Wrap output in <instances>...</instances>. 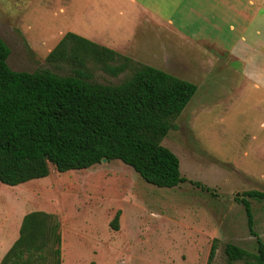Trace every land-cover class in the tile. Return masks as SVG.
<instances>
[{"label":"rangeland","instance_id":"obj_1","mask_svg":"<svg viewBox=\"0 0 264 264\" xmlns=\"http://www.w3.org/2000/svg\"><path fill=\"white\" fill-rule=\"evenodd\" d=\"M129 10L124 0H0V39L9 50L6 63L13 71L70 75L67 65L45 62L67 32L147 52L156 60L163 45L172 57L164 66L169 75L196 87L160 141L175 155L179 174L187 181L157 188L119 161H104L65 173L49 167L45 178L15 187L0 184V252L17 238L23 215L40 211L59 223L60 264H207L212 244L210 264H228L226 244L255 254V238L235 199L248 201L252 230L264 244V202L240 196L264 192V98L240 94L245 83L235 61L224 64L220 56L196 49L192 64H184L187 58L171 49L180 43L166 41L169 32H158L164 41L148 28L135 33L137 21L133 25ZM195 54L200 56L194 59ZM123 57L148 66L133 52ZM86 68L90 81L102 85L121 83L133 69L111 76L93 63ZM116 212L114 230L110 222Z\"/></svg>","mask_w":264,"mask_h":264},{"label":"trees","instance_id":"obj_2","mask_svg":"<svg viewBox=\"0 0 264 264\" xmlns=\"http://www.w3.org/2000/svg\"><path fill=\"white\" fill-rule=\"evenodd\" d=\"M9 50L0 39V184L9 187L57 173L83 171L105 159L128 166L143 182L173 188L186 182L178 160L160 145L196 87L158 69L134 65L120 54L65 33L48 52L45 62L64 64L71 74L49 70H11ZM111 76L132 66L129 78L117 85L90 81L86 64ZM193 186L208 191L197 182ZM241 197L264 202V192ZM240 202L246 226L255 238V254L226 244L227 263L264 264V244L253 232L247 200ZM118 212L110 226L116 229ZM59 223L49 214L29 212L21 218L18 235L0 264H60ZM214 254L209 250L207 264Z\"/></svg>","mask_w":264,"mask_h":264},{"label":"crops","instance_id":"obj_3","mask_svg":"<svg viewBox=\"0 0 264 264\" xmlns=\"http://www.w3.org/2000/svg\"><path fill=\"white\" fill-rule=\"evenodd\" d=\"M124 2L130 9L127 12L132 16L133 25L137 21L133 27L135 33L140 32L142 28L143 30L148 28L155 33V37L158 36L160 41H164L161 40L159 31L169 32L171 36H166L170 38L166 41L180 43L178 47L171 49L177 50L175 56L187 58L188 63L183 61L184 64H192V50L198 52L196 49H199V53L202 49L208 50L212 57L220 56L221 59H225L224 64L235 61L240 67V75L245 83L240 94L243 96L254 94L264 98V0H124ZM88 41L121 56H127L129 51L138 54L145 65L169 74L164 66L172 57L163 45L159 47L161 56L156 60L153 54L150 55L152 59H149L147 52L135 53L134 48L124 50L112 42L102 44L91 37ZM165 46L169 48L168 43ZM198 56L193 55L194 59ZM207 63L213 65L210 58ZM7 249L1 250L0 259Z\"/></svg>","mask_w":264,"mask_h":264},{"label":"water","instance_id":"obj_4","mask_svg":"<svg viewBox=\"0 0 264 264\" xmlns=\"http://www.w3.org/2000/svg\"><path fill=\"white\" fill-rule=\"evenodd\" d=\"M104 161H105V159H102V160H101V162H104Z\"/></svg>","mask_w":264,"mask_h":264}]
</instances>
